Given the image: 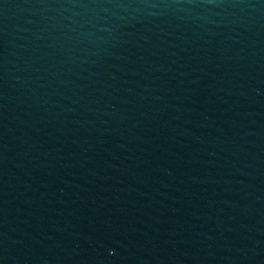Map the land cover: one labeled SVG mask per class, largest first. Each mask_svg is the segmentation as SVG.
Segmentation results:
<instances>
[{
	"label": "water",
	"instance_id": "95a60500",
	"mask_svg": "<svg viewBox=\"0 0 264 264\" xmlns=\"http://www.w3.org/2000/svg\"><path fill=\"white\" fill-rule=\"evenodd\" d=\"M0 264H264V0H0Z\"/></svg>",
	"mask_w": 264,
	"mask_h": 264
}]
</instances>
